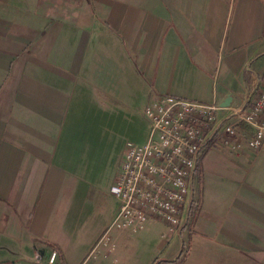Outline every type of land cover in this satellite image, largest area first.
Masks as SVG:
<instances>
[{
	"label": "crops",
	"instance_id": "1",
	"mask_svg": "<svg viewBox=\"0 0 264 264\" xmlns=\"http://www.w3.org/2000/svg\"><path fill=\"white\" fill-rule=\"evenodd\" d=\"M261 79L264 0H0V264L83 263L152 97L230 105ZM195 187L187 229L113 232L86 264H264V149L209 146Z\"/></svg>",
	"mask_w": 264,
	"mask_h": 264
},
{
	"label": "built area",
	"instance_id": "2",
	"mask_svg": "<svg viewBox=\"0 0 264 264\" xmlns=\"http://www.w3.org/2000/svg\"><path fill=\"white\" fill-rule=\"evenodd\" d=\"M141 115L148 124L147 138L125 144L110 188L116 214L82 264L100 248L114 250L113 232H140L148 223H162L173 235L188 228L198 206L195 185L203 152L216 143L232 150L264 149V80L226 107L157 95ZM56 257L53 250L47 264H55Z\"/></svg>",
	"mask_w": 264,
	"mask_h": 264
},
{
	"label": "rangeland",
	"instance_id": "3",
	"mask_svg": "<svg viewBox=\"0 0 264 264\" xmlns=\"http://www.w3.org/2000/svg\"><path fill=\"white\" fill-rule=\"evenodd\" d=\"M138 121H141V122H143L144 123V126H145V128H147V126H148V124H147V121L145 120V119H138ZM148 132V131H147ZM138 133H139V138L144 142L145 140H146V137H147V133L145 134V131L142 129V127L140 126V128L138 129ZM142 141H140V142H142ZM127 142H130V143H134V142H136L134 139H132V138H121L120 139V143H124V145L127 143ZM114 162V161H113ZM113 167H115L116 169H117V164L115 163L114 164V166ZM118 170V169H117ZM108 207H109V209H111V210H114V208L116 207V202H115V200L112 198V197H110V199H109V201H108ZM117 211V210H116ZM56 229H57V227H55L54 228V230H53V234H55L56 233ZM57 234V233H56ZM82 234V233H81ZM80 234V235H81ZM48 243H53L52 241H49ZM28 244L30 245L29 246V248H33V246H34V243L32 244V242H28ZM76 245L78 244V242H76L75 243ZM38 246V243L37 244H35V247H37ZM54 249L56 248V249H58L59 250V248L57 247V246H52ZM55 249V250H56ZM60 251V250H59ZM30 257V256H29ZM58 261H60V258H58ZM58 264H64L63 263V260H61L60 262H57Z\"/></svg>",
	"mask_w": 264,
	"mask_h": 264
},
{
	"label": "water",
	"instance_id": "4",
	"mask_svg": "<svg viewBox=\"0 0 264 264\" xmlns=\"http://www.w3.org/2000/svg\"><path fill=\"white\" fill-rule=\"evenodd\" d=\"M231 100V97H228L227 100H225L221 105V107H226L229 104V101Z\"/></svg>",
	"mask_w": 264,
	"mask_h": 264
},
{
	"label": "trees",
	"instance_id": "5",
	"mask_svg": "<svg viewBox=\"0 0 264 264\" xmlns=\"http://www.w3.org/2000/svg\"><path fill=\"white\" fill-rule=\"evenodd\" d=\"M196 219V218H195ZM56 249V248H55ZM56 252L59 251L58 249L55 250ZM58 254V253H57Z\"/></svg>",
	"mask_w": 264,
	"mask_h": 264
}]
</instances>
